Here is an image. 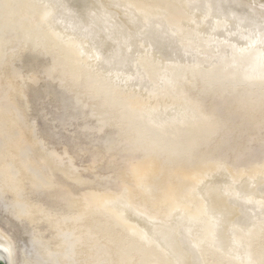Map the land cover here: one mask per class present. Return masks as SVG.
Segmentation results:
<instances>
[{
    "label": "bare ground",
    "instance_id": "6f19581e",
    "mask_svg": "<svg viewBox=\"0 0 264 264\" xmlns=\"http://www.w3.org/2000/svg\"><path fill=\"white\" fill-rule=\"evenodd\" d=\"M0 264H264V0H0Z\"/></svg>",
    "mask_w": 264,
    "mask_h": 264
},
{
    "label": "rangeland",
    "instance_id": "374dc122",
    "mask_svg": "<svg viewBox=\"0 0 264 264\" xmlns=\"http://www.w3.org/2000/svg\"><path fill=\"white\" fill-rule=\"evenodd\" d=\"M84 163V161L82 162V163H78V164H80V165H82ZM18 254H17V249H15V259L17 260V256Z\"/></svg>",
    "mask_w": 264,
    "mask_h": 264
}]
</instances>
